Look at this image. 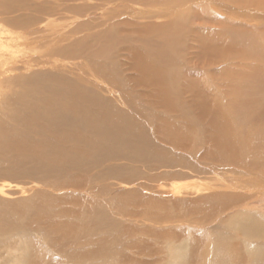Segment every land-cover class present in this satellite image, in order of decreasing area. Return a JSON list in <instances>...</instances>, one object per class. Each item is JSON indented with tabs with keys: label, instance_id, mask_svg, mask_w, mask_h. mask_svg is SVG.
<instances>
[{
	"label": "bare ground",
	"instance_id": "1",
	"mask_svg": "<svg viewBox=\"0 0 264 264\" xmlns=\"http://www.w3.org/2000/svg\"><path fill=\"white\" fill-rule=\"evenodd\" d=\"M109 6L119 11L114 21ZM159 6L167 8L138 10ZM256 7L264 9V0H0V177L40 186L8 201L3 196L14 185L0 183V264H115L112 212L122 203L111 197L110 183L97 188L92 179L113 162L158 167L167 164V147L200 159L217 138L219 160L264 186V38L237 23ZM172 11L179 12L173 20ZM105 16L112 24L84 29ZM67 36L77 37L72 47L56 49ZM124 47L123 66L118 48ZM234 56H240L235 63ZM243 60L256 62L260 73ZM210 71L219 75L211 85ZM220 77L228 88L219 86ZM210 88L224 97L230 90L234 112H213ZM118 174L109 166L100 177L113 181ZM261 216L229 223L238 252L222 249L221 256L225 241L211 248L196 241L186 262L263 264L264 252L249 259L238 245L264 244Z\"/></svg>",
	"mask_w": 264,
	"mask_h": 264
},
{
	"label": "rangeland",
	"instance_id": "2",
	"mask_svg": "<svg viewBox=\"0 0 264 264\" xmlns=\"http://www.w3.org/2000/svg\"><path fill=\"white\" fill-rule=\"evenodd\" d=\"M148 8L149 9L138 10H150V12L161 11L167 7L164 8L159 6L156 10L151 7ZM116 9L117 7H114L113 10L110 7V11H107V17H111V20L113 21L114 17L117 16V13L119 12ZM254 9L256 10L258 8L256 7ZM261 9L256 11L247 10L246 18L243 19V22L236 20L237 23L240 22L244 24L243 28L256 29L257 31L253 34L254 38H257L256 40L264 38V9ZM105 12V10H102L99 14ZM176 12L177 11H172L168 18H171L172 20L175 19L179 13ZM211 15H214V12L213 14H210V16ZM224 16L229 19L232 18L233 21L235 20L233 16L230 17L229 15L228 17L227 14ZM107 17L105 16L101 21L100 19L96 20L84 29L89 31L95 25H98L105 20L110 23V19ZM163 17L164 16L161 17L162 21H165L166 19L169 20L167 17ZM85 19L87 18L85 17L79 21ZM156 19L158 18L153 19V21H156ZM113 21H111L110 24H112ZM134 21H140L138 24H141L142 22L146 23L145 21L141 22V20H138L137 18H135ZM58 23H63V21ZM107 25L108 27L110 26L109 24H105L99 30H103L104 27L106 29ZM75 36L71 38L67 36L62 43L56 45L53 43L50 46L55 45L54 47L56 49L72 47V44L75 43L77 38ZM134 38L136 37L130 38L129 40ZM49 41L53 42L52 40ZM193 43H195V41H193ZM62 45H64V47H62ZM138 46L139 44L137 47ZM118 49L121 51V56L118 59L119 63L124 66L123 63H127L128 61V54L125 51V47ZM40 52H42V50ZM233 58L235 63L240 56H234ZM64 61L65 63H62V60L59 61V64L62 63L66 65L71 63V60L64 59ZM72 62L76 63L78 66L82 62L87 63L84 60ZM254 63L256 62L252 60L242 61V64L246 68L251 69L254 67L253 71L260 73L259 67L253 65ZM235 66L236 65L233 67ZM50 67L51 66H48V72L51 70L54 71V68ZM69 68L75 69L77 67L69 65ZM215 71H210V85L212 79L219 76ZM229 84L230 82H228V78L222 79L220 77V87L223 89L228 88ZM207 91H210V97L208 100L210 102H207V104L213 112L222 109L226 112L233 111L229 105L228 99V92L230 90L225 92L226 97L222 95L221 89L213 90L210 88V90ZM215 97L217 98L215 99ZM222 99L223 102L221 101ZM119 105L121 107L123 106L122 108H126L124 105ZM218 105L222 107H218ZM220 118L229 121L227 117L218 115V119ZM215 141L216 142L213 141L210 144V150H208L210 154L207 155L206 149H203L201 152L202 155L199 157L200 159L193 156L186 149V151H183L182 149L177 150L176 148H173L174 150H172V148L167 147V150H165L166 153L163 155V157L165 156L164 160L167 164L146 168L139 164H131V162L126 160H121L113 162L111 165H103L100 168H97V172L94 171L93 173H89L88 176L87 174L85 175L86 177L92 178V175L96 172L97 175H94L95 178H92L93 180L95 179V182H93L96 183L95 186L97 188H103L106 184L110 183L112 185L111 197H114L116 200L120 198L118 199L120 200L119 203H122L121 207H116L115 212H112L115 236L111 247L114 251L115 264H188L186 262V257L189 256L191 246L192 244H195L196 241H199L204 248H211L213 244L219 246L225 244V246L220 249L222 256V249L230 253L231 251H234V247L236 246V244L234 245L235 241L229 236L230 231L228 230L230 227H228V225H231L229 224L230 222H243L249 221L250 219H253L254 221L262 217L261 215L264 213V204H262L264 203V186L257 185L258 179L254 177L255 175L245 172L244 170H238L240 168L236 165L230 166L225 162H221L219 160L220 157L218 154V156L216 155V152L222 151H217V147H219L217 138H215ZM219 141L221 142L220 138ZM169 148L173 153L169 151ZM184 148H186V144L184 145ZM224 149L226 148L223 147V151ZM211 151H214V153ZM169 157L172 158V160H170L171 162L168 160ZM109 166L113 167L116 172H119L120 175L118 174L117 176L120 178L117 179L116 176H113V179H115L112 181V179L107 180L104 177H100L101 173L105 172ZM19 180L16 181V179L0 177V183H12V185H14L13 188L6 189L7 197L3 196L5 199H8V201L28 198L32 196V194H35V191L40 188V186H34V184L27 179L22 178L23 181L25 180L24 182L21 179ZM18 182L20 184L23 183L24 187L22 184H18ZM104 182L107 183L105 184ZM35 183L37 182L35 181ZM251 184L256 186L252 187ZM15 185L19 186L20 190L15 188ZM67 191L69 190H64L63 192L67 193ZM51 192L54 193L55 191ZM68 193L70 194V191ZM54 194H58V192H55ZM230 199L233 201L235 199V201L233 202ZM118 200L116 203H118ZM233 203L236 205H233ZM187 214H189L191 220L185 222L179 220L180 217ZM192 214H195L197 219L192 216ZM204 214H206V216ZM199 221H201V223ZM37 237L41 239L39 236ZM1 239L2 238H0V240ZM223 241H225L224 244L222 243ZM238 245L243 249L244 255L249 259H253V256L257 257L260 255L257 253L262 254L264 252V244H260L259 241L253 243L251 241L244 242L243 240L239 242ZM6 262L8 261L4 260L2 264H6ZM252 263L253 261L247 264ZM195 264L198 263L196 262Z\"/></svg>",
	"mask_w": 264,
	"mask_h": 264
}]
</instances>
